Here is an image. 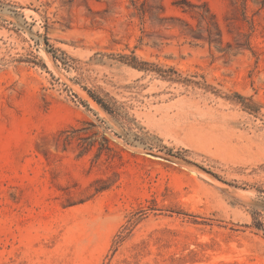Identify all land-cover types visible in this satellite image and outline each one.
Masks as SVG:
<instances>
[{
	"label": "rangeland",
	"instance_id": "1",
	"mask_svg": "<svg viewBox=\"0 0 264 264\" xmlns=\"http://www.w3.org/2000/svg\"><path fill=\"white\" fill-rule=\"evenodd\" d=\"M0 264H264V0H0Z\"/></svg>",
	"mask_w": 264,
	"mask_h": 264
},
{
	"label": "trees",
	"instance_id": "2",
	"mask_svg": "<svg viewBox=\"0 0 264 264\" xmlns=\"http://www.w3.org/2000/svg\"><path fill=\"white\" fill-rule=\"evenodd\" d=\"M134 66V65H133ZM134 67H136V66H134ZM96 102H97V104H99L103 109H105V107H104V105H102V103L100 102V101H98L97 99H94ZM106 110V109H105ZM129 228H130V226H127L126 228H125V231H128L129 230ZM123 236H119V238H117V240L115 241V246L117 245V244H119L120 242H121V240H123Z\"/></svg>",
	"mask_w": 264,
	"mask_h": 264
}]
</instances>
